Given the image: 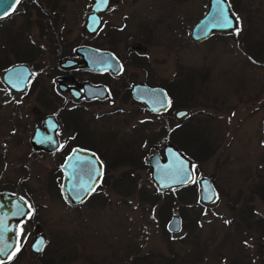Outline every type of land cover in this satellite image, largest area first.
Returning <instances> with one entry per match:
<instances>
[{"label": "rangeland", "instance_id": "1", "mask_svg": "<svg viewBox=\"0 0 264 264\" xmlns=\"http://www.w3.org/2000/svg\"><path fill=\"white\" fill-rule=\"evenodd\" d=\"M226 1L235 29L213 32L200 42L191 38L190 31L206 13L208 0H111L104 17L106 21L114 15H132L115 32L120 40L115 44L117 56L126 59L129 49L145 56L149 70L157 74L156 81L170 87L173 110H188L190 120L198 125L194 145L197 139L206 138L215 148L211 157L195 162L198 173L194 171L192 186L176 195L156 193L146 159L138 160L135 167H113L107 161L108 169L96 192L78 205L66 202L57 180L50 181L48 167L18 160L10 151L12 144L2 138L11 125L13 110L1 80L6 68L0 67V189L14 191L19 185L31 208L17 227L16 248L0 264H128L135 254L152 255L154 260L174 252L181 257L203 243L208 244L207 252L195 264H264V201L253 192L256 184L264 191V0ZM91 2L43 0V8L58 18L53 24L50 16L39 15L24 0L17 11L1 19L0 29L12 31L9 44L18 47L3 53L1 30V60L5 54L10 66L28 63L29 42L43 48L49 36L55 38L56 28L74 41L84 34ZM122 22L117 18V24ZM106 31L99 33L105 47L109 46ZM247 52L259 58L257 64ZM127 71L131 72L128 65ZM135 73L144 75L140 70ZM28 99L24 104H36L33 96ZM188 119L173 120L168 135L164 126L163 137L147 142V149L150 142L160 147L159 152L164 145L173 144L186 156L194 154L189 135L185 140L178 133ZM163 124L164 119L149 124V138ZM24 163L29 164V172L19 170ZM201 177H207L216 192L215 200L205 207L198 205ZM194 191L193 203L184 205L179 200L178 194L187 196ZM166 203L171 206L161 214L159 207ZM243 203L253 205L250 226L248 219L233 217L230 209ZM173 214L182 220L178 233L166 229ZM256 218H261L258 225L253 222ZM38 234L46 239L44 254L30 249Z\"/></svg>", "mask_w": 264, "mask_h": 264}, {"label": "flooded vegetation", "instance_id": "2", "mask_svg": "<svg viewBox=\"0 0 264 264\" xmlns=\"http://www.w3.org/2000/svg\"><path fill=\"white\" fill-rule=\"evenodd\" d=\"M23 1L20 0L15 11ZM92 4L93 0L89 5L88 14ZM108 7L99 13L100 25L93 33H88L85 29L87 14L83 26L84 34L72 42L67 40L66 32L57 28L54 32L55 38L51 39L49 36V39L47 38L49 43L43 48L34 42H29L31 49L28 55L31 58H26L28 63H15V65L26 64L31 70V76L24 90L11 89L1 75L13 110L9 117L11 125L6 129L3 140L6 144H9L8 142L12 144L10 151L12 150V154L18 160L40 162L48 167L50 181L57 180L62 196L64 178L71 173L79 175L85 166L89 167L93 164L94 157L102 163L103 168L102 178L93 193L103 183L108 169L107 161H111L115 167L119 164L128 165L132 161L143 159L148 161L149 156L155 152L163 156V150L167 145L179 150L173 144H166L159 152L160 147L151 142L150 150L147 149V142L164 134V126L170 132V127L175 125L173 120L184 122L189 118L187 124L190 125V145L195 151V122L190 120L189 111L181 118L176 117L175 113L179 109L173 110L170 87L156 81L157 74L149 70L148 59L143 55L137 56L130 49L126 51V59L117 56L115 32L121 31L128 17L132 15L120 17L114 15L112 19L105 21ZM117 18L123 19L120 25L117 24ZM55 20H58L57 16ZM103 29H107L108 32L104 38L109 45L106 47L99 41V33ZM82 46L111 53L120 64V71L115 74L109 69L94 70L88 67L60 65L65 58H76L75 49ZM34 61L39 62L41 66L38 67L39 64ZM127 65L131 72L127 71ZM136 70H140L144 75L135 73ZM135 85L163 88L169 96L170 106L165 111L159 112L149 109L134 96ZM138 91L142 90L139 88ZM32 96L36 104H24ZM116 116H120L118 120H114ZM163 119L162 129L149 138L146 127L154 122L161 123ZM166 129H164L165 133ZM72 154L74 157L70 162L69 157ZM19 170L29 172V164L20 165ZM20 190L21 187L16 185L14 191L4 187L0 192L20 194L26 199ZM27 204L30 208L28 201Z\"/></svg>", "mask_w": 264, "mask_h": 264}, {"label": "water", "instance_id": "3", "mask_svg": "<svg viewBox=\"0 0 264 264\" xmlns=\"http://www.w3.org/2000/svg\"><path fill=\"white\" fill-rule=\"evenodd\" d=\"M209 6L206 13L198 19L191 29L190 36L194 41L206 40L213 32H229L235 29V18L231 15L228 2L223 0H208ZM20 2V0H19ZM19 3L11 0H0V19L14 12ZM109 0H93L91 11L87 16L85 29L88 33L95 32L100 25L99 13L105 11ZM227 9L232 19L231 28L216 27L217 14L221 9ZM76 58H65L60 62L63 67H88L94 70L109 69L117 74L120 64L115 56L107 51L82 46L75 49ZM90 57V59L88 58ZM31 76V70L26 64H17L6 69L2 74L3 81L13 90L22 91ZM142 91L139 92L138 89ZM134 96L145 103L149 109L159 112L165 111L170 106V99L166 91L161 87H148L135 85ZM91 96V95H90ZM163 105V106H162ZM188 113L186 109H179L175 113L181 118ZM73 154L69 157L70 162ZM151 179L159 191L173 188H181L190 185L195 179L193 163L189 157L181 153L171 145L165 146L163 156L158 152L151 154L148 158ZM102 163L94 157L93 164L85 166L79 175L69 174L62 183V193L68 203L77 205L85 201L94 190L85 194L84 189L94 184V189L102 178ZM103 168V167H102ZM95 170V174H94ZM200 188V201L204 204L212 203L216 198V192L207 177L198 179ZM211 197V199L209 198ZM30 208L27 202L19 194L0 192V263L7 261L14 251L17 242V227L27 215ZM182 228L181 217L173 214L166 224V229L171 233H178ZM46 245V239L38 234L30 244L33 253L39 254Z\"/></svg>", "mask_w": 264, "mask_h": 264}, {"label": "trees", "instance_id": "4", "mask_svg": "<svg viewBox=\"0 0 264 264\" xmlns=\"http://www.w3.org/2000/svg\"><path fill=\"white\" fill-rule=\"evenodd\" d=\"M41 1L43 2V0H29V2L35 7L34 9H36L38 11L39 15L42 14L43 16H46V15L50 16L51 14L49 15L48 13H46L47 11L43 8V5H42ZM50 17H51L52 23L54 24L55 23V16L53 15V16H50ZM0 22H1V20H0ZM1 30L4 32V34H2V37H3V40L5 41L4 44H3V41H2L3 53H5L6 51H8L10 49L17 50L18 47L16 48L13 45L9 44V40H11V37H12V35H11L12 31H10V29L8 27H2L0 29V32H1ZM18 33L20 34V32H18ZM116 41L119 42L120 40L117 38ZM0 46H1V44H0ZM125 50H127V48ZM248 57L251 59V61L255 62L256 64L259 61L258 57H256V56L254 57L250 53H248ZM6 59L7 58H6L5 54L3 55V60H1V56H0V67L2 69L3 68L4 69L8 68L10 66L9 63H6ZM182 125H184V127L181 128L178 133L180 134V137L182 139L187 140L188 139V135L190 134V128H189L190 125L187 124V123L186 124H182ZM197 126H198L197 124H195V126H194V135L196 133L195 130H196ZM168 132L169 131L167 130L166 134ZM204 139H202V138L200 140L197 139L196 145H195V153L187 155L191 160L194 161L193 162V168H194V171L196 172V174L198 173V171H197L198 168H197V164H195V162H198L199 160H203V159L205 160L206 158L211 157V155L215 151V148H214L213 144L210 143L212 141H208L206 138H204ZM129 163L131 164L132 167H135L138 162L132 161V162H129ZM146 165H147V163H146ZM125 179H128V178H125ZM132 182H133V180L131 179V183ZM192 184H190L189 186H186V187L173 188V189H169V190H166V191L156 190V193H158V194L163 193V194H167V195L168 194L176 195L177 192H181V191L182 192H186L185 190H187L189 187H191ZM253 192L255 194H257L264 201V191H262L261 185L256 184L255 187H254ZM178 196H179V200L184 205L191 204V203L194 202V200L196 201V192L195 191L190 193V194H188L187 196H186V194H184V195L178 194ZM152 203L154 204L155 201H152ZM198 205H200L201 207H205L207 204H204V203L201 202V203H198ZM168 206L170 207L171 203H166V204L162 205V207L160 205L159 212L161 214H163L164 211H166L168 209ZM230 209L232 211L233 217L237 216L238 218H242L243 220L248 219L246 221V223H247V226H250L249 221H251L250 219L255 216V214L253 212V205L248 204V203H243V205H240L239 208H236L234 206V207H230ZM198 216H197V219H198ZM260 219L261 218H256L255 221L253 220L254 224L258 225V222H259ZM261 234L264 235V231H261ZM207 249H208V244L207 243H203L202 245L196 244L195 245V249L192 250L191 252H188L185 256L183 255V256L180 257L178 254H176L174 252L173 255L170 256V257L161 256V257H158L157 260H154L152 255L139 256V255L135 254L128 261L129 262L128 264H195L196 261L200 260L201 255H204L207 252ZM44 253H45V250H43L41 254H44ZM8 264H10V263H8ZM234 264H236L235 261H234Z\"/></svg>", "mask_w": 264, "mask_h": 264}, {"label": "snow or ice", "instance_id": "5", "mask_svg": "<svg viewBox=\"0 0 264 264\" xmlns=\"http://www.w3.org/2000/svg\"><path fill=\"white\" fill-rule=\"evenodd\" d=\"M11 2L19 3V0H11ZM220 2L223 3V0H220ZM232 24H233V22H232V19L227 12V9L221 8L218 11L217 23L214 26L220 27V28H231ZM237 31H238V29H237ZM101 169H102V166H101ZM94 174H95V170H94ZM92 190H94V184L89 185L87 188L84 189L85 194H87V192H90ZM209 198L211 199V197H209Z\"/></svg>", "mask_w": 264, "mask_h": 264}]
</instances>
